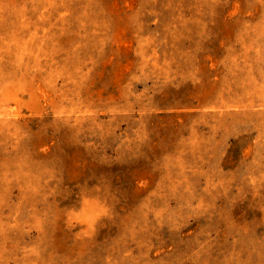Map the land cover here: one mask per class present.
I'll return each instance as SVG.
<instances>
[{
    "label": "rangeland",
    "instance_id": "374dc122",
    "mask_svg": "<svg viewBox=\"0 0 264 264\" xmlns=\"http://www.w3.org/2000/svg\"><path fill=\"white\" fill-rule=\"evenodd\" d=\"M0 264H264V0H0Z\"/></svg>",
    "mask_w": 264,
    "mask_h": 264
}]
</instances>
